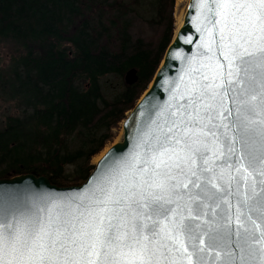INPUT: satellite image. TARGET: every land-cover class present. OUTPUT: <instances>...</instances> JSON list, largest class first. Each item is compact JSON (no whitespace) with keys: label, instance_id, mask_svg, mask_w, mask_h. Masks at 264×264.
I'll list each match as a JSON object with an SVG mask.
<instances>
[{"label":"snow or ice","instance_id":"obj_1","mask_svg":"<svg viewBox=\"0 0 264 264\" xmlns=\"http://www.w3.org/2000/svg\"><path fill=\"white\" fill-rule=\"evenodd\" d=\"M190 7L196 52L132 150L74 195L0 204V264H264V0Z\"/></svg>","mask_w":264,"mask_h":264},{"label":"trees","instance_id":"obj_2","mask_svg":"<svg viewBox=\"0 0 264 264\" xmlns=\"http://www.w3.org/2000/svg\"><path fill=\"white\" fill-rule=\"evenodd\" d=\"M175 0H0V40L15 55L0 99V178L83 182L152 81L175 33ZM136 17L150 36L131 32ZM136 69L135 82L125 73Z\"/></svg>","mask_w":264,"mask_h":264},{"label":"water","instance_id":"obj_3","mask_svg":"<svg viewBox=\"0 0 264 264\" xmlns=\"http://www.w3.org/2000/svg\"><path fill=\"white\" fill-rule=\"evenodd\" d=\"M192 4L193 0H189L182 25L175 32L148 88L122 121L121 141L115 142L108 147L104 154L96 161L94 168L90 171L87 178L83 182L77 184L57 185L52 183L46 175L37 176L33 173H21L11 177H1L0 204L6 207L11 206L19 198L32 194L53 196L74 195L84 190L86 186L89 185L90 181L97 175V170L101 167V162L108 157L110 153L114 152V158H121L132 150L135 144L137 131L142 126L150 109L153 105L161 103L167 97L168 79L177 76L183 68L182 62L175 58V53L180 52L183 55H188L196 52L199 34L195 30L196 13L190 7ZM190 13L191 21H189ZM178 38H182L180 43H177ZM187 39H191L192 43H183V40ZM169 53H172L171 58H169ZM165 64L168 65V68L164 73V79L160 80V83L157 84L158 73L163 69ZM136 78L135 68L129 69L124 75V80L127 84L135 82Z\"/></svg>","mask_w":264,"mask_h":264},{"label":"rangeland","instance_id":"obj_4","mask_svg":"<svg viewBox=\"0 0 264 264\" xmlns=\"http://www.w3.org/2000/svg\"><path fill=\"white\" fill-rule=\"evenodd\" d=\"M188 1L189 0H182V1L175 0L174 9H173V17L175 20V31H176V19H175L176 12L178 11L179 13H183V17H184V13H185ZM131 32L134 36H138V35L150 36L152 34V30L149 29L147 23L140 17L135 18ZM13 55H15L14 44L8 40H0V74H2L3 78H5L8 74L9 65H10L11 58L13 57ZM12 104L13 103L11 102H5L2 99H0V127L4 126V122L8 115L17 112V110H15V108L12 107ZM114 134H115V137L113 141L111 143H108L107 146L103 149V151L100 152L97 156H99L105 150H107L108 147H110L113 143L121 141L122 122H120L119 125L114 129ZM97 156H95L92 159V163L94 164L96 163ZM8 177H11V176H8Z\"/></svg>","mask_w":264,"mask_h":264},{"label":"bare ground","instance_id":"obj_5","mask_svg":"<svg viewBox=\"0 0 264 264\" xmlns=\"http://www.w3.org/2000/svg\"><path fill=\"white\" fill-rule=\"evenodd\" d=\"M182 1V0H181ZM176 31L179 29V27L182 25V19H183V13H179L178 11L176 12ZM175 31V32H176ZM106 151V150H105ZM104 151V152H105ZM104 152L102 154H100L99 156H97L96 161H98V159L104 154Z\"/></svg>","mask_w":264,"mask_h":264}]
</instances>
